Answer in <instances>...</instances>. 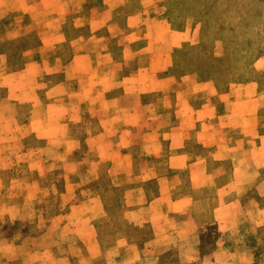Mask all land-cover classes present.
Here are the masks:
<instances>
[{"label": "rangeland", "instance_id": "374dc122", "mask_svg": "<svg viewBox=\"0 0 264 264\" xmlns=\"http://www.w3.org/2000/svg\"><path fill=\"white\" fill-rule=\"evenodd\" d=\"M0 264H264V0H0Z\"/></svg>", "mask_w": 264, "mask_h": 264}]
</instances>
